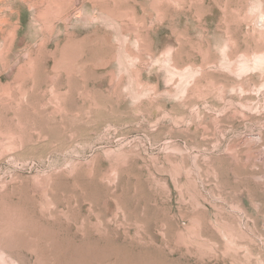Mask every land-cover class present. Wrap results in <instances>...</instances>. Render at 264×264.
Masks as SVG:
<instances>
[{"label": "rangeland", "instance_id": "rangeland-1", "mask_svg": "<svg viewBox=\"0 0 264 264\" xmlns=\"http://www.w3.org/2000/svg\"><path fill=\"white\" fill-rule=\"evenodd\" d=\"M0 264H264V0H0Z\"/></svg>", "mask_w": 264, "mask_h": 264}]
</instances>
